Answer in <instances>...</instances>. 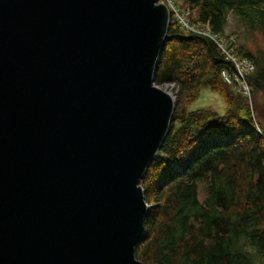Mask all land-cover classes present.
Returning a JSON list of instances; mask_svg holds the SVG:
<instances>
[{
    "label": "water",
    "instance_id": "obj_1",
    "mask_svg": "<svg viewBox=\"0 0 264 264\" xmlns=\"http://www.w3.org/2000/svg\"><path fill=\"white\" fill-rule=\"evenodd\" d=\"M169 17L158 0H0V264H144Z\"/></svg>",
    "mask_w": 264,
    "mask_h": 264
},
{
    "label": "trees",
    "instance_id": "obj_2",
    "mask_svg": "<svg viewBox=\"0 0 264 264\" xmlns=\"http://www.w3.org/2000/svg\"><path fill=\"white\" fill-rule=\"evenodd\" d=\"M180 1L214 33L228 35L232 14L264 38V0ZM234 36L237 52L254 63L250 97L224 80L232 65L215 43L181 31L170 16L154 82L174 85L175 108L140 180L148 213L134 253L144 264H264V50ZM203 87L223 97L224 112L188 109Z\"/></svg>",
    "mask_w": 264,
    "mask_h": 264
},
{
    "label": "built area",
    "instance_id": "obj_3",
    "mask_svg": "<svg viewBox=\"0 0 264 264\" xmlns=\"http://www.w3.org/2000/svg\"><path fill=\"white\" fill-rule=\"evenodd\" d=\"M170 9L173 19L178 28L188 34H198L207 37L215 43L224 59L232 65V72H222V76L227 83L237 82L238 90L250 97V89L246 83V76L254 69L251 59L242 56L236 50L237 41L235 36H225L212 32L206 24L192 20L191 11L188 7H182L175 0H158ZM168 86V85H166Z\"/></svg>",
    "mask_w": 264,
    "mask_h": 264
},
{
    "label": "rangeland",
    "instance_id": "obj_4",
    "mask_svg": "<svg viewBox=\"0 0 264 264\" xmlns=\"http://www.w3.org/2000/svg\"><path fill=\"white\" fill-rule=\"evenodd\" d=\"M177 2L181 5L180 0ZM225 32L228 34L227 36L232 37H234V34H236L239 39L238 42L245 43L247 48H249L252 52H255L257 48L264 50V38L258 33H250L243 23L232 14L228 16ZM161 87L165 88L167 91H170L173 95L175 94L173 84ZM199 108H210L222 113L225 110V102L219 93L212 91L208 87H203L198 97L188 106L189 110H195ZM204 184V179L197 180L198 196L200 199L204 196Z\"/></svg>",
    "mask_w": 264,
    "mask_h": 264
},
{
    "label": "bare ground",
    "instance_id": "obj_5",
    "mask_svg": "<svg viewBox=\"0 0 264 264\" xmlns=\"http://www.w3.org/2000/svg\"><path fill=\"white\" fill-rule=\"evenodd\" d=\"M167 6V5H166ZM168 10H169V16H171V11H170V9L168 8ZM170 18V17H169ZM170 21V20H169ZM169 28V27H168Z\"/></svg>",
    "mask_w": 264,
    "mask_h": 264
}]
</instances>
